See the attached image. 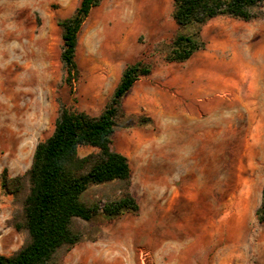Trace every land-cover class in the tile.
<instances>
[{
    "label": "rangeland",
    "instance_id": "rangeland-1",
    "mask_svg": "<svg viewBox=\"0 0 264 264\" xmlns=\"http://www.w3.org/2000/svg\"><path fill=\"white\" fill-rule=\"evenodd\" d=\"M79 2L0 0V173L6 169L9 179L29 169L36 144L53 132L60 105L94 117L102 112L116 78L103 91L92 87L102 65L112 75L109 57L122 54L120 48L105 52L103 33L145 45L139 61L151 64L153 84L163 78L166 45L177 33L172 0L156 11L160 29L127 25L135 0H103L80 29V75L70 95L57 21L71 16ZM259 11L249 22L211 19L201 31L204 47L169 65L186 72L201 66L209 86L200 100L187 99L180 117L170 118L168 93L156 86L150 100L136 103L135 114L118 118L114 147L129 160V191L139 212L111 220L97 213L90 223H79L82 240L59 264H264V225L255 216L264 184V0ZM203 55L216 60L205 62ZM95 151L82 146L78 154ZM121 192L118 182L92 185L81 200L102 204ZM21 199L0 187V255H12L25 241L12 225Z\"/></svg>",
    "mask_w": 264,
    "mask_h": 264
},
{
    "label": "trees",
    "instance_id": "trees-1",
    "mask_svg": "<svg viewBox=\"0 0 264 264\" xmlns=\"http://www.w3.org/2000/svg\"><path fill=\"white\" fill-rule=\"evenodd\" d=\"M262 2L173 0L171 16L177 33L166 45L165 62H185L203 48L201 31L211 19L228 16L249 22L262 15L259 11ZM99 3L100 0H80L71 16L57 21L63 44L60 61L70 95L74 93L72 83L80 75L76 63L78 35L90 11ZM151 69V64L144 61L127 65L107 104L96 117L76 111L72 106L60 105L53 132L36 144L29 169L10 179L7 170H2L1 189L22 198L12 225L25 235V241L12 255H0V264H59L60 257L82 240L79 223H90L97 213L111 220L125 213L139 212V205L129 191V160L116 151L113 137L118 118H128L122 107L123 97L136 81L148 76ZM82 146L96 151L81 157L78 149ZM112 182L122 186L117 199L102 204L81 200L92 185ZM255 216L264 225V184Z\"/></svg>",
    "mask_w": 264,
    "mask_h": 264
},
{
    "label": "crops",
    "instance_id": "crops-1",
    "mask_svg": "<svg viewBox=\"0 0 264 264\" xmlns=\"http://www.w3.org/2000/svg\"><path fill=\"white\" fill-rule=\"evenodd\" d=\"M143 1H144V3H143ZM163 1L164 0H157V3H155L153 0H135L136 4H134V7H133V9L135 10V14L133 15V21L127 25L131 26V27L133 26L136 28H140V29L143 28L142 24L147 26V29H149V28H156V29L157 28L158 29L163 28L164 26L161 27L160 25H158L156 23V17H157L156 11L158 10L157 12H159V14H160V12L163 11L162 7L164 4L161 5V3H164ZM102 4H103V0H100V4L97 7H100ZM159 4L161 6H159ZM172 9H173V0H172ZM171 12H172V10H171ZM85 22H86V20H85ZM85 22L82 25L83 28L86 25ZM123 22H126V20H124ZM105 24L107 27L110 26L108 21H105ZM123 25H126V23H123ZM175 26H176V24H175ZM82 27H81V29H82ZM87 31H88V28L86 30L83 29V32H84L83 38H84V35L86 34ZM176 31H177V26H176L175 33H176ZM81 36L80 35L78 36L77 50L83 42ZM107 36H108V34L105 32L102 34V38H101L102 39V45L101 46L104 48L105 52L113 54L115 52V50H119V48H120V50H121L120 52L122 54L117 55V56H113V57H109V58L113 59L112 62L109 63V61H108L105 63L106 66L111 65V67L114 68L111 76L108 73L109 71L106 68H104L105 66L102 65L101 71H100L101 75L98 78V83L92 87V91L95 93L103 91L104 86L107 83V80L112 76H115V78H116V81L113 84L114 85L113 88H115L119 82L121 73L124 70V68L127 65H132V64L139 62V59L142 57L141 55H143V51L145 50V45H139V48H138V45L136 43L129 41V37L124 36L121 39L120 38L110 39ZM171 37H173V35ZM156 40H158V39H156ZM155 43H152L151 45L148 44V47L154 46ZM140 48H141V50H140ZM128 49H130V50L135 49V50L132 54H130L129 53L130 51ZM125 60L128 61V62H124V63H127V65L122 67L121 61L123 63V61H125ZM203 60H205V62L207 60L209 63L212 64V63H214L216 58L211 57V55H203ZM200 61H201L200 58L197 59V62H200ZM170 64L171 63H168V65L165 66V71L162 74L163 78L160 81V83H158L160 85L153 84V82L151 81V80H153V77H152V74H154L153 69L151 70V72L148 76L141 77L138 81H136L133 84L132 88L129 90V92L122 99V107L124 108V111L127 115L136 113L134 108L136 106V103L139 100H146V99L150 100L151 95H152L151 93L154 90H156V88H154L156 86H160L161 88H165L166 92L168 93L167 98H166L167 99V106H168L167 111H169V116L171 119L180 117V110L189 107V103H188L187 99H189L190 96L196 98V100H200L201 91L204 90V88L206 90V88L209 87L206 84L207 83L206 75H204L202 72L203 68L201 66H198L197 65L198 63H195V65H197V66H195L191 71L186 72L184 70L181 71V70H178L176 68L169 67ZM77 66H78V62H77ZM108 68H110V67H108ZM156 72L157 71H155V73ZM210 78H212V77H210ZM213 78L215 79L214 84L219 86L218 88H220V83H221L220 79L215 78V77H213ZM98 100L101 101L102 99H98ZM117 152H119V151H117ZM119 153L126 156L125 154H123L121 152H119Z\"/></svg>",
    "mask_w": 264,
    "mask_h": 264
}]
</instances>
